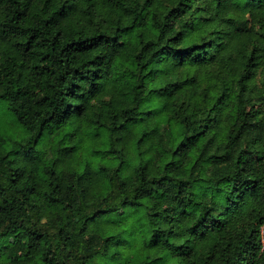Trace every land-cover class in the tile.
Returning <instances> with one entry per match:
<instances>
[{
	"label": "trees",
	"instance_id": "obj_1",
	"mask_svg": "<svg viewBox=\"0 0 264 264\" xmlns=\"http://www.w3.org/2000/svg\"><path fill=\"white\" fill-rule=\"evenodd\" d=\"M0 264H264V0H0Z\"/></svg>",
	"mask_w": 264,
	"mask_h": 264
},
{
	"label": "rangeland",
	"instance_id": "obj_2",
	"mask_svg": "<svg viewBox=\"0 0 264 264\" xmlns=\"http://www.w3.org/2000/svg\"><path fill=\"white\" fill-rule=\"evenodd\" d=\"M103 98H105L104 99V103H105V102H107L106 100H108L109 97H103ZM100 106H101V103L100 102H96V106H94V108H93L95 110L94 114H92L91 115L92 116L91 119H88L86 121V123L84 124V126H83L84 130H86L88 132L92 130V125L94 123V120H96L98 118V113H100ZM14 127H15V125H14ZM15 128L19 129V127H15ZM86 134H88V133H86Z\"/></svg>",
	"mask_w": 264,
	"mask_h": 264
}]
</instances>
